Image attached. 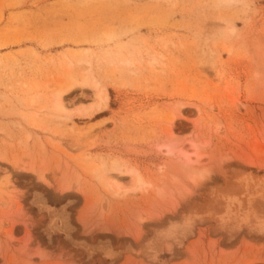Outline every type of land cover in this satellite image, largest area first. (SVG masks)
<instances>
[{
  "label": "rangeland",
  "instance_id": "1",
  "mask_svg": "<svg viewBox=\"0 0 264 264\" xmlns=\"http://www.w3.org/2000/svg\"><path fill=\"white\" fill-rule=\"evenodd\" d=\"M221 1L0 0V264H264V0Z\"/></svg>",
  "mask_w": 264,
  "mask_h": 264
},
{
  "label": "bare ground",
  "instance_id": "2",
  "mask_svg": "<svg viewBox=\"0 0 264 264\" xmlns=\"http://www.w3.org/2000/svg\"><path fill=\"white\" fill-rule=\"evenodd\" d=\"M214 1V0H213ZM216 1H218V4H219V2H222L221 0H216ZM224 1V0H223ZM230 1V0H229ZM229 3V2H228ZM213 4H214V2H213ZM215 6V5H214ZM206 41V40H205ZM195 45V44H194ZM166 46V45H165ZM181 46V45H180ZM171 47V46H170ZM193 48V47H192ZM171 49H169V51H170ZM168 51V52H169ZM174 51V50H173ZM171 54V53H170ZM162 55V54H161ZM176 56V55H175ZM163 57V56H162ZM129 60V59H128ZM152 61H154V59H152ZM156 61V60H155ZM122 62V61H121ZM126 62H128V61H126ZM110 63V62H109ZM118 63H120V62H118ZM161 63V62H160ZM128 64V63H127ZM132 64V63H131ZM138 64H140V63H138ZM157 64V63H156ZM152 65V64H151ZM163 65V64H162ZM150 66V65H149ZM156 66V65H155ZM153 67V66H152ZM130 68H132V66L130 67ZM133 69V68H132ZM153 69H154V67H153ZM158 69V68H157ZM160 69V68H159ZM155 70V69H154ZM134 74V73H133ZM70 76V75H69ZM72 77H70V79H71ZM84 78V77H83ZM91 78V77H90ZM93 79H94V77H93ZM95 80V79H94ZM92 82H94V81H92ZM75 83V82H74ZM94 83H97L96 81L94 82ZM93 83V84H94ZM74 85V84H73ZM75 85H81V86H83V85H86V82H85V80L84 81H82V82H76L75 83ZM91 85H92V83H91ZM93 87H94V85H92ZM95 86H97V85H95ZM87 88V87H86ZM95 88V87H94ZM104 88V87H103ZM96 89V88H95ZM105 91V90H104ZM101 92V91H100ZM100 92H98V93H100ZM63 93V92H62ZM98 95V94H97ZM99 98L97 97V99H100L99 101V104H97L96 102V104L99 106V108H102V109H104V108H107L108 107V102H109V100H110V97H109V95L108 94H106V93H103V92H101L99 95ZM57 99H58V105L57 106H59L58 108H60V109H64V106L62 105V103H61V101H60V99H61V93H59L58 94V97H57ZM95 105V104H94ZM97 105L95 106V107H97ZM63 106V107H62ZM98 108V107H97ZM177 111V110H176ZM176 114V113H175ZM181 114V113H180ZM177 115V114H176ZM178 117H179V115H177ZM175 119V118H174ZM171 136V135H170ZM209 143V142H208ZM210 144V143H209ZM175 146V145H174ZM194 146V148H195V150H196V148L198 149V147H197V145H193ZM171 147V146H170ZM169 147V150L170 149H172V148H170ZM173 147V146H172ZM165 148V147H164ZM170 151H173V150H170ZM169 151V152H170ZM177 152V151H176ZM186 152V151H185ZM196 152V151H195ZM199 152V151H198ZM170 153H172V152H170ZM183 154H182V156L183 155H185L186 157H184V158H186V161L187 162H191L192 161V159L190 158V156H188V154L187 153H184V152H182ZM189 154L191 153V152H188ZM198 155V154H197ZM198 157H200V156H198ZM195 159V158H194ZM201 159V158H200ZM197 160V159H196ZM250 161V160H249ZM122 162V161H121ZM186 162V163H187ZM104 163V162H103ZM112 163V162H111ZM186 163H185V165H186ZM105 164V163H104ZM187 164H189V163H187ZM247 164V163H246ZM103 165H101V167H102ZM187 166V165H186ZM190 166V165H189ZM111 167V170H112V172H114V171H118L119 172V174L120 173H122V175L124 174H126V176H127V174L128 175H131L132 176V178L134 179V182H135V184H133V185H136V187L134 186V188H135V190H134V188H132V190L133 191H137V190H140L141 188H143V187H145V186H149V184L144 180V178L138 173V171L137 170H135V169H126V170H123V167L118 163V162H116L115 160H114V162L112 163V165L110 166ZM109 167V168H110ZM186 168V167H185ZM102 169V168H101ZM104 169V168H103ZM114 170V171H113ZM207 170V169H206ZM103 172H104V170H103ZM206 172V171H205ZM209 172V171H208ZM205 174V173H204ZM68 175V174H67ZM117 175V174H116ZM119 176V175H118ZM195 176H197V175H195ZM198 177V176H197ZM204 177V176H203ZM109 178V177H108ZM112 178V177H111ZM110 178V179H111ZM117 178V177H116ZM109 179V180H110ZM114 179V178H113ZM194 179V178H193ZM112 180V179H111ZM196 179H194L193 181H195ZM245 180V179H244ZM101 181V180H100ZM108 181V180H107ZM197 181V180H196ZM104 182V181H103ZM119 180H118V182L117 181H114L113 180V185L115 186V189H116V195L114 194V192H113V194L117 197V196H119V197H121L122 195H123V193H122V195H120V193H119V191L120 190H117V189H119V186H121V185H119ZM105 183V182H104ZM106 184V183H105ZM242 184V183H241ZM104 186V185H103ZM110 186V185H109ZM124 186V185H123ZM161 187V186H160ZM109 188V187H108ZM110 188H112V187H110ZM109 188V189H110ZM125 188V187H124ZM154 188H155V186H154ZM145 189H146V187H145ZM157 189V188H156ZM158 189H160V188H158ZM164 189V188H163ZM111 190V189H110ZM132 190H129V191H132ZM107 191V190H106ZM122 191V190H121ZM129 191H126V192H128L129 193ZM141 191V190H140ZM109 192V191H108ZM107 192V193H108ZM125 191H124V193H126ZM156 192H157V190H156ZM119 193V194H118ZM162 193V192H161ZM112 195V194H111ZM125 195V194H124ZM123 195V196H124ZM164 195L165 194H162V196L163 197H161V198H157V199H159V200H161L162 198H164ZM113 196V195H112ZM114 196V197H115ZM118 197V198H119ZM262 199V198H261ZM158 200V201H159ZM164 201V200H163ZM162 201V202H163ZM159 204H161V203H159ZM163 205V204H162ZM251 205V204H250ZM161 206V205H160ZM245 209V208H244ZM155 210V209H154ZM251 210V209H250ZM246 212V211H245ZM251 212V211H250Z\"/></svg>",
  "mask_w": 264,
  "mask_h": 264
}]
</instances>
